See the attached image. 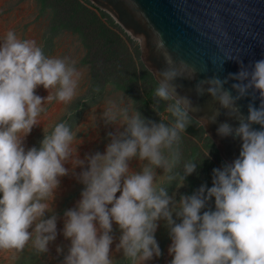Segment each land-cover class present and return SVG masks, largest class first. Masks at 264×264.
Here are the masks:
<instances>
[{"label":"clouds","instance_id":"1","mask_svg":"<svg viewBox=\"0 0 264 264\" xmlns=\"http://www.w3.org/2000/svg\"><path fill=\"white\" fill-rule=\"evenodd\" d=\"M152 31L165 61L163 69H151L156 79L152 108L159 113L160 102H168L165 111L172 119L157 123L143 117L125 102L124 94L105 98L100 119L115 130L107 134L105 152L84 159L77 149L82 140L77 144L78 131L70 123L77 108L68 107L79 96L84 76L77 61L48 56L35 40L21 39L11 29L0 38V255L6 259L18 260L29 245L37 254L49 251L57 237L53 203L60 178L69 175L65 164L71 163L72 174L84 187L76 206L64 212L63 235L71 244L63 264H145L162 254L155 239L160 220L172 241L170 264H264V59L244 65L230 56L228 60L240 64L239 72L224 80H199L197 96L207 93L219 108L197 119L192 113L199 109L176 84L178 79H194L196 68L175 61L161 34ZM129 35L146 53V37ZM229 80L236 81L230 86L235 95L224 87ZM40 86L48 91L46 97L36 94ZM92 91L101 90L97 86ZM245 98L247 115L238 103ZM53 101L65 106L66 118L44 124L40 147L25 150V138L43 122L45 104ZM221 110L238 123H220L217 135L238 138L239 156L213 169L211 187L201 185L177 201L169 188L173 183L182 187L198 163L183 159V136L193 118L205 128L216 123ZM134 158L140 162L138 172L129 167ZM77 167L82 169L78 174ZM157 168L163 175L157 176ZM213 198L214 210L208 207ZM113 223L121 232L116 244L121 261L110 256Z\"/></svg>","mask_w":264,"mask_h":264},{"label":"water","instance_id":"2","mask_svg":"<svg viewBox=\"0 0 264 264\" xmlns=\"http://www.w3.org/2000/svg\"><path fill=\"white\" fill-rule=\"evenodd\" d=\"M85 1L106 14L130 39L129 32L146 37V53L139 48V61L155 83L151 69H163L165 61L162 52L154 45L153 29L161 34L175 61L184 60L196 68L194 79H178L176 84L180 94L190 97L199 109L192 113L197 119L211 116L219 108L207 93L197 96L195 85L199 80L212 76L224 80L230 73L239 72L240 64L228 60L230 56L240 59L244 65L264 59V0ZM213 12L217 14L215 17ZM232 83L236 81L229 80L224 87L235 95L230 87ZM238 103L247 115L249 99ZM256 103L258 106L259 102ZM224 111L221 110L216 123L205 128L195 118L193 121L213 144L220 160L231 163L239 156L241 141L217 135L220 123L227 122L234 127L238 123L225 116ZM253 127L259 128V125Z\"/></svg>","mask_w":264,"mask_h":264},{"label":"rangeland","instance_id":"3","mask_svg":"<svg viewBox=\"0 0 264 264\" xmlns=\"http://www.w3.org/2000/svg\"><path fill=\"white\" fill-rule=\"evenodd\" d=\"M87 2L85 0H80ZM88 4V3H87ZM104 14V13H103ZM97 16H101L97 12ZM101 21L105 24L112 22L108 18H103ZM51 12L48 8H42L37 0H0V38H2L8 30H14L19 38L35 40L38 45H41L44 52L48 56L55 57H69L77 61V68L83 70L84 76L79 88V96L68 107L76 109L74 118L70 123L73 131L77 130V144L79 140L82 143L77 146L78 155L80 159H84L86 154H94L95 152H105L107 144L110 142L107 134L115 130L113 125L105 126L103 120L100 119L103 112L105 98H117L121 91L114 89L110 83L97 85L91 80V65L86 56L87 49L83 44L81 37L77 33L63 29H53L51 25ZM115 32H118L115 30ZM123 44L126 48V53L132 58L136 64H141L139 61V47L126 34H120ZM142 66V65H141ZM99 87L100 92L94 93L92 89ZM36 94L41 97H46L48 91L42 86L36 89ZM125 102L131 103L130 97L126 94ZM87 100L84 103L82 100ZM47 112L42 114L40 125L33 128L31 133L25 138V150L31 147H40V142L43 139V127L49 124H54L60 120L65 119L63 115L64 105L53 101L46 103ZM165 114V113H164ZM96 118V119H95ZM203 132V131H202ZM204 139V133L201 135ZM189 140L195 145L202 148V141H197L194 137L187 136ZM207 138V137H206ZM205 144H213L210 140L205 141ZM206 154V152L204 151ZM146 163V161H145ZM65 167L69 169V175L60 178V187L56 191V199L53 203L54 212L57 215V237L55 241L49 244V251L44 254H37L31 245L26 247L23 253L20 254L19 259L10 261L3 255H0V264H63L64 257L68 254L70 247V240L63 235L64 228V212L68 209L74 208L77 202L81 199V192L83 185L78 182L76 177L72 174V164L66 163ZM130 169L133 171H140V162L133 159L129 163ZM82 169L77 167L75 172L78 174ZM157 176L163 175V169H156ZM175 193V199L178 201L181 195H191L190 188L187 182H184L182 187L177 188L175 183L169 188V195ZM119 196V193H117ZM111 207V205H109ZM208 207H211L210 204ZM207 210L202 209V212ZM51 213L46 214L48 218ZM173 218L176 219L175 214ZM177 222H180L177 220ZM158 227L155 232V239L157 240L161 249V256L154 257L152 260L145 262V264H170L172 256L169 254V247L172 243L169 230L166 227V222L160 220L157 222ZM31 231V229H30ZM114 236L113 244L110 246V256L116 261L123 259V253L116 251V244L119 243L121 232L118 225L113 223ZM57 248L62 249L57 252ZM120 264H127L121 261Z\"/></svg>","mask_w":264,"mask_h":264},{"label":"trees","instance_id":"4","mask_svg":"<svg viewBox=\"0 0 264 264\" xmlns=\"http://www.w3.org/2000/svg\"><path fill=\"white\" fill-rule=\"evenodd\" d=\"M37 1L42 8L50 10L53 29L67 30L81 37L87 49L85 58L91 65L92 81L98 86L110 83L114 89L128 95L133 107H137L142 116L149 120L159 123L162 119L167 123L172 119L165 111L168 102H160L159 113L153 110L156 83L143 66L134 63L126 53L120 36V34L124 35L121 29L113 21L107 24L101 21L103 18H108L106 14L95 9L88 2L80 0ZM97 12L101 16H97ZM202 134V129L192 120L181 144L183 159H195L198 162L196 170L185 180L191 195L201 185L211 187L213 169L220 168L224 164L214 146L204 143L207 138L203 139ZM188 135L197 141H202V148L192 143L187 138ZM204 151H209L207 157ZM209 204L214 210V198Z\"/></svg>","mask_w":264,"mask_h":264}]
</instances>
